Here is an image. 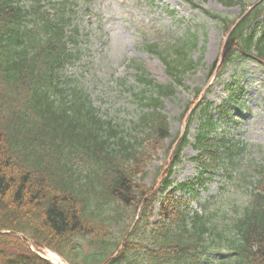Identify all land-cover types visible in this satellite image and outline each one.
<instances>
[{
	"label": "trees",
	"instance_id": "16d2710c",
	"mask_svg": "<svg viewBox=\"0 0 264 264\" xmlns=\"http://www.w3.org/2000/svg\"><path fill=\"white\" fill-rule=\"evenodd\" d=\"M48 3L51 16L41 0H0V232L22 234L71 264H264V194L242 204L225 196L212 207L207 197L200 212L190 213L198 191L216 175L232 180L241 160L233 142L242 110L240 71L217 107L200 103L191 111L184 134L167 147L170 153L176 142L159 185L147 186L146 168L170 137L158 108L173 85L155 87L138 120L141 137L131 139L103 121L60 79L72 58L67 45L74 37L67 31L72 25L77 32L75 3ZM213 17L227 35L218 72L245 61L264 70V0L237 23ZM188 35L163 59L175 83L193 67L189 51L196 39ZM197 109L196 154L189 159L197 174L174 183ZM0 264L47 263L24 240L0 234Z\"/></svg>",
	"mask_w": 264,
	"mask_h": 264
},
{
	"label": "rangeland",
	"instance_id": "374dc122",
	"mask_svg": "<svg viewBox=\"0 0 264 264\" xmlns=\"http://www.w3.org/2000/svg\"><path fill=\"white\" fill-rule=\"evenodd\" d=\"M48 1L43 0L46 5ZM76 1H79L76 13L77 42H70L68 46L75 60L63 71L66 90L83 91L103 119L111 120L130 138L142 136L136 123L145 112L143 104L155 92L139 81V74L155 85H168L171 81L162 58L150 54L146 50L149 49L147 45H161L159 52L164 57L171 41L181 40L188 32L196 38L197 44L190 53L191 59L197 63L196 67L183 75L182 86L176 87L172 96L161 99L160 110L167 119L171 137L147 166L145 183L151 185L158 171L162 172L168 163L165 150L171 138L181 134L184 128L185 121L180 118L184 108L191 105L192 109L201 100L215 107L227 95L224 86L230 80L234 66L219 76L215 73L209 75V67L219 59L223 33L205 12L233 20L241 7L229 5L227 0ZM256 1L243 0V6ZM242 69L240 84L246 87V116L239 124L238 133L250 146L246 156L248 162H260L264 167V73L251 62ZM197 122V118H194L190 127L191 136ZM194 155L195 151L190 146L184 149V162L172 177L175 181L195 175V165L188 161ZM249 188L259 191L258 186H250V183L246 188L239 186L233 189V186L224 184L216 177L209 183L208 190L201 193L198 201L202 202L210 195L221 200H225V196L241 197L238 201L245 200L246 203L249 198L245 194H248L246 190ZM230 200L235 202V199ZM38 253L47 258L46 251L40 250Z\"/></svg>",
	"mask_w": 264,
	"mask_h": 264
},
{
	"label": "bare ground",
	"instance_id": "6f19581e",
	"mask_svg": "<svg viewBox=\"0 0 264 264\" xmlns=\"http://www.w3.org/2000/svg\"><path fill=\"white\" fill-rule=\"evenodd\" d=\"M51 259L54 261L55 264H64L58 257L51 255Z\"/></svg>",
	"mask_w": 264,
	"mask_h": 264
}]
</instances>
